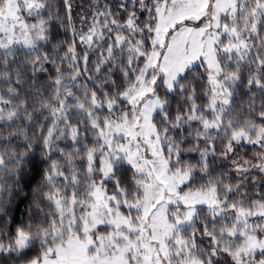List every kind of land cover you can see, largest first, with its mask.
I'll return each instance as SVG.
<instances>
[{"label":"snow or ice","instance_id":"6c2138e0","mask_svg":"<svg viewBox=\"0 0 264 264\" xmlns=\"http://www.w3.org/2000/svg\"><path fill=\"white\" fill-rule=\"evenodd\" d=\"M0 264H264V0H0Z\"/></svg>","mask_w":264,"mask_h":264}]
</instances>
